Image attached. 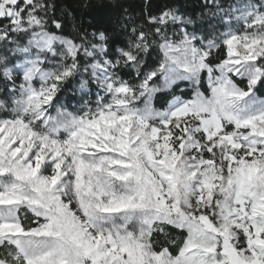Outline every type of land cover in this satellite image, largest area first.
<instances>
[{
    "label": "snow or ice",
    "instance_id": "snow-or-ice-1",
    "mask_svg": "<svg viewBox=\"0 0 264 264\" xmlns=\"http://www.w3.org/2000/svg\"><path fill=\"white\" fill-rule=\"evenodd\" d=\"M194 7L0 0V264H264V0Z\"/></svg>",
    "mask_w": 264,
    "mask_h": 264
},
{
    "label": "trees",
    "instance_id": "trees-1",
    "mask_svg": "<svg viewBox=\"0 0 264 264\" xmlns=\"http://www.w3.org/2000/svg\"><path fill=\"white\" fill-rule=\"evenodd\" d=\"M58 2L75 15L76 23L82 29L111 31L117 27L124 8L135 14L140 11L143 0H58ZM85 3L90 4V7L85 8ZM154 3L182 5L190 12L198 10L194 7L198 0H154ZM65 26L71 31L72 24L67 16H65ZM69 102H71L70 94Z\"/></svg>",
    "mask_w": 264,
    "mask_h": 264
}]
</instances>
